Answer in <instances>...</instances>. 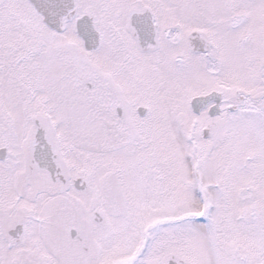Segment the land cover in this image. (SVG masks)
<instances>
[{
    "label": "snow or ice",
    "instance_id": "6c2138e0",
    "mask_svg": "<svg viewBox=\"0 0 264 264\" xmlns=\"http://www.w3.org/2000/svg\"><path fill=\"white\" fill-rule=\"evenodd\" d=\"M0 264H264V0H0Z\"/></svg>",
    "mask_w": 264,
    "mask_h": 264
}]
</instances>
